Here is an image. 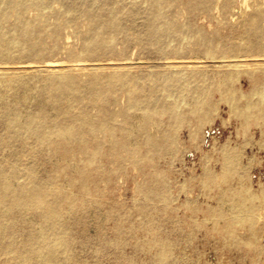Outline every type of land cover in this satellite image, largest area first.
Listing matches in <instances>:
<instances>
[{
	"label": "rangeland",
	"instance_id": "1",
	"mask_svg": "<svg viewBox=\"0 0 264 264\" xmlns=\"http://www.w3.org/2000/svg\"><path fill=\"white\" fill-rule=\"evenodd\" d=\"M35 1L0 0V172L18 173L15 188L45 181L72 201L61 203L53 229L31 205L4 217L12 230L0 237V264H44L23 249L30 231L57 239L63 264H156L160 251L168 264H264V0H162L156 11L150 0ZM105 19L117 27L96 35ZM153 27L166 30L155 39ZM90 40H98L92 50ZM124 72L131 79L124 89L89 99L92 79L105 84ZM138 98L155 111L149 118L131 106ZM82 114L97 126L111 118L115 133L85 128L81 141L47 144L24 128L9 136L14 116L23 125L33 119L78 126ZM142 136L155 140L157 152L145 153ZM119 142L126 148L113 152ZM96 147L100 154L80 191L74 168ZM6 206L0 204L1 214ZM62 222L66 233L57 230ZM66 237L71 245L63 247Z\"/></svg>",
	"mask_w": 264,
	"mask_h": 264
},
{
	"label": "bare ground",
	"instance_id": "2",
	"mask_svg": "<svg viewBox=\"0 0 264 264\" xmlns=\"http://www.w3.org/2000/svg\"><path fill=\"white\" fill-rule=\"evenodd\" d=\"M34 2V4H36V5H38V1H35V0H33ZM162 0H150V2H151V7H152V10H154V11H156L157 10V8L159 7V5H160V2H161ZM244 1H246V0H244ZM217 3H219V2H217ZM246 3V2H245ZM243 4V3H242ZM241 4V5H242ZM218 7V6H217ZM244 7V6H243ZM215 9H216V6H215ZM218 9V8H217ZM224 9V8H223ZM247 9V8H246ZM183 11V10H182ZM216 11V10H215ZM218 11H219V9H218ZM246 11V10H245ZM241 14H243V13H241ZM199 17V16H198ZM204 16L202 15V18H203ZM182 18V17H181ZM200 19V18H199ZM189 20H191V19H189ZM240 20H242V19H240ZM214 22H215V20H214ZM199 23V22H198ZM200 23H201V21H200ZM126 24H127V22H126ZM192 24H194V23H192ZM214 24V23H213ZM205 25V24H204ZM209 26V25H208ZM249 26L252 28V30H253V33L255 34V35H259L260 34V28L257 26V25H255L254 23H251V22H249ZM104 27H117L116 25H114L113 24V22L112 21H110V20H107V19H105L101 24H99L98 26H97V29L95 30V33H96V35L97 34H99L103 29H104ZM208 28V27H207ZM210 29V28H209ZM164 30H166V29H162V28H155V27H153L152 29H151V32H150V34H151V38H159V36H161V34H162V32L164 31ZM36 31V30H35ZM65 31V30H64ZM100 31V32H99ZM115 31V30H114ZM117 31H118V29H117ZM27 31L25 30V31H23V34H25ZM114 33H116V32H114ZM117 34H119V33H117ZM116 34V35H117ZM208 38V37H207ZM242 38H243V36H242ZM1 39V38H0ZM67 39V38H66ZM100 39H101V41H102V43H100ZM99 39V42H98V40H90L88 43H87V46H88V48L89 49H93V46H96V44H97V42H98V45H101V44H103L104 42H106V41H108L109 39H110V36L108 35V36H101V38ZM192 39V38H191ZM65 40V39H64ZM68 40V39H67ZM182 40H183V38H182ZM172 40L170 39V42H171ZM243 41V40H242ZM163 42H164V40H163ZM174 42V41H173ZM169 44V43H168ZM178 44V43H177ZM156 46V45H155ZM151 47V46H150ZM178 47V46H177ZM218 48V47H217ZM181 49V48H180ZM199 49V48H198ZM111 51V50H110ZM132 54V53H131ZM141 54V53H140ZM264 56V55H263ZM161 57V56H160ZM220 58V57H219ZM235 58H238V57H235ZM244 58V57H243ZM247 58V57H246ZM207 59H209V58H207ZM214 59V58H213ZM221 59H222V57H221ZM224 59V58H223ZM227 59V58H226ZM241 60V59H240ZM253 60V59H252ZM263 60V59H262ZM261 60V61H262ZM254 61V60H253ZM126 62H127V60H126ZM164 62V61H163ZM57 63V62H56ZM53 64V66L54 67H56V66H58V64L59 63H57V64ZM105 62H103V64H104ZM119 63V62H118ZM118 63H116L117 65H119ZM130 63V62H129ZM149 63V62H148ZM78 64H80V63H78ZM88 64V63H87ZM109 64V63H108ZM111 64V63H110ZM23 65V64H22ZM21 65V66H22ZM25 65V64H24ZM67 65V64H66ZM70 65V64H69ZM83 65V64H82ZM81 65V66H82ZM85 65V64H84ZM90 65V64H89ZM249 65V64H248ZM248 65H246L247 67H248ZM264 65V64H263ZM26 66V65H25ZM52 66V65H51ZM73 66V65H72ZM74 66H76V65H74ZM176 66V65H175ZM244 69H245V67L246 66H244V65H241ZM31 67V66H30ZM33 67V66H32ZM47 67V66H46ZM189 67V66H188ZM25 68V67H24ZM52 68V67H51ZM76 68V67H75ZM263 68H264V66H263ZM55 69H57V68H55ZM72 69H74V67L72 68ZM176 69H178V68H176ZM193 69V68H192ZM51 70V69H50ZM147 70V69H146ZM178 70H181V69H178ZM188 70V69H187ZM186 70V71H187ZM195 70V69H194ZM97 71V70H96ZM120 71V70H119ZM160 71H161V69H160ZM197 71V70H196ZM122 72V71H121ZM151 72V71H150ZM168 72V71H167ZM199 72V71H198ZM205 72V71H204ZM174 73V72H173ZM225 73V72H224ZM243 73V72H242ZM164 74V73H163ZM178 75H179V72L177 73ZM239 74V73H238ZM174 75V74H173ZM248 75V74H247ZM127 76V73L126 72H124V73H116V74H110L109 76H107L106 77V79L104 80V82H105V84L102 82V83H100L99 81H98V79H92L91 81H90V83H89V90H88V95H89V99L92 101V99H94L98 94H103V93H107V92H111L113 89H115V87L118 85L121 89H124V87H126V84H128V82H129V79L130 78H127L126 77ZM194 77V76H193ZM161 79V78H160ZM131 80V79H130ZM164 80V79H163ZM197 83V82H196ZM220 83V82H219ZM181 85V84H180ZM168 86V85H167ZM254 86V85H253ZM256 86V85H255ZM203 87H204V85H203ZM203 87H201V89L203 88ZM249 87V86H248ZM59 88V87H58ZM56 89V91L58 92V90H57V88H55ZM243 90V89H242ZM246 90V89H245ZM248 90V89H247ZM172 91V90H171ZM181 91V90H180ZM203 91H204V89H203ZM205 92V91H204ZM175 93V92H174ZM183 94V93H182ZM119 95V94H118ZM262 97L264 96V91L260 94ZM172 96V95H171ZM170 96V97H171ZM174 96V95H173ZM122 97V96H121ZM158 97V96H157ZM168 98V97H167ZM203 98V97H202ZM207 98V97H206ZM174 99V98H173ZM199 99H200V97H199ZM211 99V98H210ZM121 100H122V98H121ZM120 100V101H121ZM9 101H11V98H10V100ZM167 101V100H166ZM183 101V100H182ZM254 101V100H253ZM157 103V102H156ZM155 103V104H156ZM177 103V102H176ZM8 104V103H7ZM9 104H10V102H9ZM126 105V104H125ZM181 105V104H180ZM225 105V104H224ZM253 105V104H252ZM131 106H135V107H138L139 109H143L144 110V114H143V117H145V118H149L150 116H152L153 114V108H151V107H149V105H148V103H146V102H143V101H141V100H139V98L138 99H132V104H131ZM8 107V106H7ZM12 107V106H11ZM17 107V106H16ZM231 107V106H230ZM14 108V107H13ZM166 108H168V107H166ZM242 109V108H241ZM171 110H172V107H171ZM244 110V109H243ZM200 111V110H199ZM202 111V110H201ZM260 111H262V110H260ZM93 112H94V110H93ZM155 112V111H154ZM167 113V112H166ZM189 113H191V112H189ZM264 113V112H263ZM213 114V113H212ZM253 114V113H252ZM200 118V117H199ZM111 118H108V121H103L102 123H100L98 126L96 125V124H94V121H92V118H90L88 115H86V114H82L81 116H79V125L78 126H75V125H71V124H62V125H59V124H56V125H54V124H51V123H49V122H46L45 120H42L40 123H36L33 119H29L27 122H26V124L25 125H23V124H21L20 123V120H19V118H18V116H14L10 121H8V125L11 127L12 126V130H11V128H10V132H12V134H9V136L11 135V137H12V135H14V136H16V134H17V132H19L18 130H20L21 131V129L22 128H24V130L26 131V132H28L30 135H32V136H34L37 140H39L41 143H45L46 142V144H47V142H49V141H51V142H53V143H56V142H58V140L60 141V140H62V139H64V138H66V139H68L69 141H70V143H74V142H77V141H81V139L83 138L82 136H83V133H84V129L85 128H87V132H89V133H94V132H96L97 130H101V131H103V132H105L107 135H109L110 137H112L113 136V133H115V128L112 126V124H111ZM3 123V122H2ZM183 123V122H182ZM237 124V123H236ZM137 125V124H136ZM202 125V124H201ZM1 127V126H0ZM261 127H262V125H261ZM1 129H3V127H1ZM151 129V128H150ZM120 133L119 134H121L122 136H123V138H129V136H130V132L127 130V129H123L122 127H120L119 128V130H118ZM2 131H0V136H1V134L3 135L4 133H1ZM134 132V131H133ZM140 132H142V131H140ZM151 132V131H150ZM21 132H19V134H20ZM23 133V132H22ZM135 133V132H134ZM255 134V133H254ZM13 136V137H14ZM18 136V135H17ZM16 136V137H17ZM29 137V136H28ZM85 137V136H84ZM143 137V140H142V142H143V145L145 146V153H154V152H157V151H155L153 148H152V145L155 143V140L151 137V136H142ZM1 138V137H0ZM7 138V137H6ZM19 138H20V136H19ZM25 138H27V137H25ZM141 138V137H140ZM14 139H15V137H14ZM138 139V138H137ZM8 140V139H7ZM16 140H18V138L17 139H15V141ZM84 140V139H83ZM11 141V140H10ZM68 141V142H69ZM138 141V140H137ZM11 142H13V139H12V141ZM26 142V141H25ZM140 142V141H139ZM7 143V142H6ZM16 143V142H15ZM28 144V143H27ZM130 144V143H129ZM1 145V144H0ZM12 145H13V143H12ZM137 145V144H136ZM16 146V145H15ZM2 147V146H1ZM10 147V146H9ZM18 147V146H17ZM23 146H21V148H22ZM68 147H70L69 145H68ZM43 148H44V146H43ZM65 148H67V147H65ZM125 149L126 147H125V144L124 143H122V142H119V143H113V145H112V150H113V152H116L118 149ZM129 148V147H128ZM161 148V147H160ZM1 149V148H0ZM6 149V148H5ZM13 149V148H12ZM45 149H46V147H45ZM44 149V150H45ZM68 149H70V148H68ZM17 150V149H16ZM19 150V149H18ZM73 150V149H72ZM162 151H164L163 149H161ZM5 151V150H4ZM6 152V151H5ZM86 154V156H85V161L83 162V165L81 166V167H79V166H77V167H75L74 168V175H76L78 178H80V184H79V186H78V189L80 190V191H85L86 190V178H87V169H88V167L92 164V162H93V158H94V156H96V155H99L100 154V149H99V147L97 148H95V150H93L92 151V154H88L87 153V151H84ZM22 153H23V151H22ZM41 153V152H40ZM44 153V152H43ZM159 153V152H158ZM45 154V153H44ZM8 155V154H7ZM10 155H12V154H10ZM26 155V154H25ZM157 155V154H156ZM9 156V155H8ZM145 156H147V154L145 155ZM11 158L13 159L14 157H12L11 156ZM35 158V157H34ZM6 159H7V157H6ZM14 159H16V158H14ZM29 159H31V158H29ZM46 159H47V157H46ZM7 160H9V158L7 159ZM18 160V159H17ZM33 160V159H32ZM38 160V159H37ZM59 160V159H58ZM141 160V159H140ZM157 160V159H156ZM3 161V160H2ZM34 161V163H35V161L36 160H33ZM126 161V160H125ZM153 161V160H152ZM27 162V161H26ZM25 162V163H26ZM32 162V161H31ZM154 162V161H153ZM0 163H2L1 162V159H0ZM7 163H9V162H7ZM20 163V162H19ZM105 163H106V161H105ZM155 163V162H154ZM21 164V163H20ZM20 164H17V165H20ZM10 165H11V163H10ZM106 165V164H105ZM1 166H2V164H1ZM32 167H33V165H31ZM8 167V166H7ZM163 167V166H162ZM163 168H165V167H163ZM2 168H0V170H1ZM17 169V168H16ZM16 169H14V170H16ZM20 169V168H19ZM43 169V168H42ZM131 169V168H130ZM134 169V168H133ZM3 170V169H2ZM5 170H7L6 169V167H5ZM5 170L4 171H1L0 173V176H1V179H0V204H5V206H6V204H7V206H6V209H7V212H5V213H3V214H1L0 213V237L2 236V235H4L5 233H8V232H10L11 230H12V228L11 227H8V225L6 226V225H3V223H1V221H2V219H4V217L6 218V217H11V216H9V215H12L11 214V212H15V210L17 209H21V208H24V207H27L28 205H31V206H33L35 209H37L38 210V214H39V216L40 217H42V219H43V222L45 223V224H48L49 225V228H55V225H56V222H54L53 221V219L55 218V217H57V216H61V203L62 202H69V201H72L71 200V198H69V195H67V194H61L60 195V193H56L55 191H53L52 189H49L48 187H47V183L45 184L44 182H40V181H38V180H35L34 179V181H32L31 182V184L30 185H25L24 183L22 184L21 183V185H19V186H16L17 188H15L13 185H12V182H11V179H12V177H15V175L16 174H14L15 172H13V171H11V172H13V174H9V173H6L5 172ZM48 170V169H47ZM124 170V169H123ZM132 170V169H131ZM150 170V169H149ZM32 171V170H31ZM130 171V170H129ZM134 171V170H133ZM8 172V171H7ZM21 172H23L22 170H21ZM107 172V171H106ZM122 172H124V171H122ZM17 173V172H16ZM101 173H102V170H101ZM125 173V172H124ZM136 173V172H135ZM18 174V173H17ZM32 174H33V172H32ZM103 174V173H102ZM101 174V175H102ZM122 174V173H121ZM128 174V173H127ZM23 175V174H22ZM27 175H28V173H27ZM26 175V176H27ZM30 175V174H29ZM18 176V175H17ZM33 176V175H32ZM121 176H123V175H121ZM125 176V175H124ZM129 176V175H128ZM127 176V177H128ZM131 176V175H130ZM34 177V176H33ZM40 177V176H39ZM43 177V176H42ZM18 178V177H17ZM34 178H37V177H34ZM44 178H45V176H44ZM124 178V177H123ZM129 178V177H128ZM22 179H24V178H22ZM25 180V179H24ZM28 180V179H27ZM71 181H69V183H70V185H73V180L72 179H70ZM122 180V179H121ZM129 180V179H128ZM150 180V179H149ZM15 181V180H14ZM16 182V181H15ZM19 182V181H18ZM64 183V182H63ZM168 183V182H167ZM18 184H20V183H18ZM101 184V183H100ZM249 184V183H248ZM64 186H66V185H64ZM259 186H260V184H259ZM224 187V186H223ZM116 188V187H115ZM168 188V187H167ZM259 188H261V186L259 187ZM237 189H239L238 187H237ZM61 190V189H60ZM255 190V189H254ZM262 190H263V188H262ZM261 190V191H262ZM64 191V190H63ZM149 191V190H148ZM256 191V190H255ZM69 193H71V192H69ZM170 193V192H169ZM168 193V194H169ZM217 193H219V192H217ZM256 193H257V191H256ZM262 193H263V191H262ZM49 194H52L53 196H54V199H52V200H48V199H46L47 198V196L49 195ZM58 194V195H57ZM213 194H215V193H213ZM57 196V197H56ZM171 196V195H170ZM221 196H223V195H221ZM225 196V195H224ZM82 197V196H81ZM258 197H259V194H258ZM87 198V197H86ZM90 198V197H89ZM91 199V198H90ZM215 199H217V198H215ZM169 201H170V198H169ZM178 201V200H177ZM74 202V201H73ZM72 202V203H73ZM162 202V201H161ZM256 202V201H255ZM247 203V202H246ZM260 203H262L261 201L259 202V204ZM150 204V203H149ZM172 204H173V202H172ZM83 205H84V203H83ZM91 205V204H90ZM234 205V204H233ZM253 205H254V203H253ZM2 207H4L3 205H1ZM69 206V205H68ZM138 206H140V203L138 204ZM153 206V205H152ZM235 206V205H234ZM255 206H256V204H255ZM2 207L0 208V209H2ZM165 207H168L167 205H165ZM185 207V206H184ZM204 207H206V206H204ZM243 207H244V205H243ZM249 207V206H248ZM96 208V207H95ZM136 208V207H135ZM140 208V207H139ZM160 208V207H159ZM169 208V207H168ZM171 208V207H170ZM254 208V211L256 210L255 208L256 207H253ZM258 208V207H257ZM151 209V208H150ZM16 210V211H17ZM36 210V211H37ZM139 210V209H138ZM245 210V209H244ZM35 211V212H36ZM154 211V210H153ZM174 211V210H173ZM211 211V210H210ZM262 211V210H261ZM264 211V210H263ZM262 211V212H263ZM18 212V211H17ZM17 212H16V214H17ZM246 212V211H245ZM20 213H21V210H20ZM180 213V212H179ZM234 213V212H233ZM15 213H14V215H16ZM37 213H35V215H36ZM21 215V214H20ZM126 215V214H125ZM180 215V214H179ZM260 215V214H259ZM258 215V216H259ZM17 216V215H16ZM16 216L14 217V219H17L16 218ZM33 216V215H32ZM36 216H38V215H36ZM149 216V215H148ZM202 216V215H201ZM262 215H260V217H261ZM12 217V218H13ZM19 217H21V216H19ZM118 217V216H117ZM255 217V216H254ZM143 218V217H142ZM156 218V217H155ZM31 219H32V217H31ZM35 218H33V220H34ZM37 219V218H36ZM41 219V218H40ZM140 219V218H139ZM144 219V218H143ZM201 219V218H200ZM247 219V218H246ZM245 219V220H246ZM251 219H254V218H251ZM20 220V219H19ZM22 220V219H21ZM76 220V219H75ZM114 220H116V218L114 219ZM248 220V219H247ZM36 222H37V220H35ZM254 221V220H253ZM20 222H22V221H20ZM41 222V221H40ZM143 222V220L141 221V223ZM138 223H139V221H138ZM211 223V222H210ZM81 224V223H80ZM192 224V223H191ZM247 224H248V222H247ZM24 225V224H23ZM22 224L20 225V226H23ZM77 225V221L75 222V226ZM114 225V224H113ZM140 225V224H139ZM245 225V224H244ZM34 226V225H33ZM68 224H66V223H64V222H62V223H60V227H57L58 229L57 230H61V232H65L66 233V231L68 230ZM121 226V225H120ZM119 226V227H120ZM158 226V225H157ZM192 226H194L193 224H192ZM235 226V225H234ZM253 226V225H252ZM16 227V226H15ZM18 227H19V225H18ZM25 227V226H24ZM251 227V226H250ZM20 228V227H19ZM121 229H122V227H120ZM120 228H119V230H120ZM158 228V227H157ZM236 228V227H235ZM15 229V228H14ZM81 229V228H80ZM225 229V228H224ZM243 229V228H242ZM16 230V229H15ZM34 230V229H33ZM116 230V229H115ZM153 230V229H152ZM246 230H248V228L246 229ZM227 231V230H226ZM245 231V230H244ZM21 232V231H20ZM47 231H45V233H46ZM45 233L43 232V233H40V234H35V232H32V231H30V232H28L27 233V235L25 236V238L23 239V237H22V239H23V242H22V246H23V249H25V251H26V253H27V255H29V256H33L34 258H39L41 261H42V263H44V264H63V261L62 260H59L58 259V257H57V248H58V245H57V242H58V240L57 239H47L48 237H47V235H45ZM53 233V232H52ZM68 233V232H67ZM121 233V232H120ZM215 233V232H214ZM21 234V233H20ZM25 234V233H24ZM24 234H22V236L24 235ZM156 234H157V232H156ZM216 234V233H215ZM223 234V233H222ZM226 234H228V233H226ZM232 234V233H231ZM252 234H254V233H252ZM114 235H115V233H114ZM225 235V234H224ZM230 235V234H229ZM229 235H228V237H229ZM52 236V235H51ZM55 236V235H54ZM158 236V235H157ZM233 236V235H232ZM71 237V236H70ZM112 237V236H111ZM115 237V236H114ZM159 237V236H158ZM162 237V236H161ZM206 237V236H205ZM225 237H226V235H225ZM252 237H255V235H252ZM164 238V237H163ZM181 238V237H180ZM227 238V237H226ZM47 239V240H46ZM230 240H231V238H229ZM253 239H255V238H253ZM111 240V239H110ZM226 240V239H225ZM233 240H236V239H233ZM232 240V241H233ZM239 240H241V239H239ZM238 240V241H239ZM40 241H45L44 243H40ZM227 241H229V240H227ZM70 242H71V240L69 239V237L67 238H65V239H63V241H62V246L63 247H68L69 245H71L70 244ZM123 242V240L121 241V243ZM225 242V241H224ZM231 242V241H230ZM240 242V245H241V241H239ZM243 242V241H242ZM252 242V241H251ZM101 243V242H100ZM103 243V242H102ZM108 243V242H107ZM119 244V245H121L122 246V244ZM162 243V242H161ZM244 243V242H243ZM245 243H247L246 241H245ZM126 244V243H125ZM128 244V243H127ZM154 245L153 246H156L157 244H158V242H156L155 240H154V243H153ZM116 244H114V246H115ZM238 244H237V242H236V246H237ZM246 245V244H245ZM113 246V247H114ZM118 246V245H117ZM125 245L123 244V246L122 247H124ZM128 246V245H127ZM162 246V245H161ZM3 248H5V246H2ZM107 247H108V245H107ZM149 247V246H148ZM157 247V246H156ZM238 247H240V246H238ZM242 247H243V245H242ZM8 248V247H7ZM120 248V247H119ZM128 248H130V246L128 247ZM133 248V247H132ZM161 248H163V246L161 247ZM161 248H160V250H161ZM131 249V248H130ZM251 249H252V247H251ZM132 250V249H131ZM254 250H255V248H254ZM8 251V250H7ZM134 253V252H133ZM160 254H159V256L157 257V259H156V264H168L167 262H166V259H165V255L163 254V252L162 251H160L159 252ZM166 253V252H165ZM8 254H10V253H8ZM137 254H139V253H137ZM257 254V253H256ZM120 255V254H119ZM133 255V254H132ZM145 255V254H144ZM151 255H154L153 253H151ZM201 255V254H200ZM63 256V255H62ZM66 256H67V254H66ZM124 258H125V256L124 255H122ZM171 256V255H170ZM254 257V256H253ZM132 258V257H131ZM202 258V257H201ZM169 259V258H168ZM132 261V260H131ZM222 262V261H221ZM152 263V262H151ZM28 264V263H27Z\"/></svg>",
	"mask_w": 264,
	"mask_h": 264
}]
</instances>
